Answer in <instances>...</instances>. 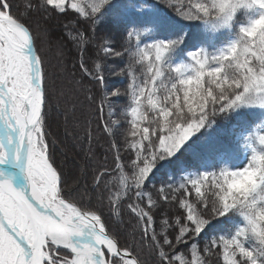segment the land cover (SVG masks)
Instances as JSON below:
<instances>
[{
  "label": "snow or ice",
  "instance_id": "snow-or-ice-1",
  "mask_svg": "<svg viewBox=\"0 0 264 264\" xmlns=\"http://www.w3.org/2000/svg\"><path fill=\"white\" fill-rule=\"evenodd\" d=\"M0 264H264V0H0Z\"/></svg>",
  "mask_w": 264,
  "mask_h": 264
},
{
  "label": "trees",
  "instance_id": "trees-1",
  "mask_svg": "<svg viewBox=\"0 0 264 264\" xmlns=\"http://www.w3.org/2000/svg\"><path fill=\"white\" fill-rule=\"evenodd\" d=\"M139 2H144V0H139ZM162 10L164 11L165 15L171 16V12L168 9H166V8H164L162 6ZM249 15H252V13H249ZM171 19L174 20L177 23L178 26H183L182 22L176 20L175 17H171ZM241 19H243V17ZM54 23L59 24L60 23L59 19L57 18L56 20H54ZM54 31L59 32L60 29L57 27V28L54 29ZM185 31L186 32H190L192 34V36L195 37V35L198 32V29H196L194 26H191V27L185 28ZM193 43H194V40H192V39H190L188 41L189 49H190V47H191V45ZM114 83L116 84V86H120L118 80L114 81ZM124 113H125V109H124V107H121L120 108V118L122 120L124 119ZM239 119L240 118H237V117H234L230 121H225V120H219L218 119L217 122L214 125H212V127L208 130L210 138H212V139H221V138H223V139L227 140V138L229 136V133H230V131L232 129V126L234 124H237ZM259 124H260V121H257L256 125H253V128L257 127V125H259ZM51 132H57L59 135H61V137L63 136L62 120H60L58 123H54L53 124L52 129H50V133ZM245 135H247V133H245ZM204 143H205V137H201L200 140L197 142V144L194 146V148L196 150H199ZM243 154H244V149H243V146H241V152L237 156L233 157L230 162L238 164L240 159L242 158ZM182 160H183V158H182ZM180 167H183V164H182L181 161H177L173 165L166 166V168L162 169V171H167L168 172V174H169L168 178L169 179H172L173 176H175V179L179 180V175H178L176 170L178 168H180ZM162 179H163V177L161 176V174L157 173V175L153 178V183L157 184V186H158L159 182ZM125 219H127V217H125ZM207 239L208 238L205 237V242L207 241ZM213 260H215V257H213Z\"/></svg>",
  "mask_w": 264,
  "mask_h": 264
},
{
  "label": "rangeland",
  "instance_id": "rangeland-1",
  "mask_svg": "<svg viewBox=\"0 0 264 264\" xmlns=\"http://www.w3.org/2000/svg\"><path fill=\"white\" fill-rule=\"evenodd\" d=\"M255 129H256V127L253 128V130H255ZM245 162H246V161H245V156H244V154H243V156H242V158L240 159L238 165H239V164H242V163H245Z\"/></svg>",
  "mask_w": 264,
  "mask_h": 264
}]
</instances>
